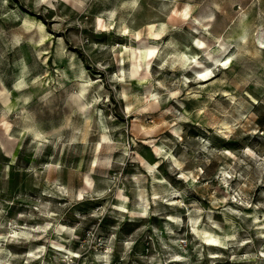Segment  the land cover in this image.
Returning <instances> with one entry per match:
<instances>
[{
    "label": "rangeland",
    "instance_id": "rangeland-1",
    "mask_svg": "<svg viewBox=\"0 0 264 264\" xmlns=\"http://www.w3.org/2000/svg\"><path fill=\"white\" fill-rule=\"evenodd\" d=\"M0 82V264H264V0H0Z\"/></svg>",
    "mask_w": 264,
    "mask_h": 264
},
{
    "label": "bare ground",
    "instance_id": "bare-ground-1",
    "mask_svg": "<svg viewBox=\"0 0 264 264\" xmlns=\"http://www.w3.org/2000/svg\"><path fill=\"white\" fill-rule=\"evenodd\" d=\"M45 1H47V0H45ZM32 25V24H31ZM34 30V29H33ZM39 33H40V35H41V39H43V38H45V33L43 32V31H41V30H39ZM200 43V42H199ZM155 52H156V49L154 48V47H145V48H143V49H141L140 51H139V56H138V58L140 59V60H142V61H144L145 62V64L146 65H148V63H149V59L150 58H152L153 56H154V54H155ZM136 54H135V52L134 53H132L131 54V56L130 57H134ZM137 58V57H136ZM204 78H206V76L204 77ZM204 80H206V79H204ZM1 83V82H0ZM84 92V90H81V93H83ZM10 103V99H9V93L5 90V89H0V106H7V104H9ZM84 108V105L83 104H81V105H79V109L80 110H82ZM5 125V129H7L8 128V126L6 125V124H4ZM119 197V199H122V197L123 196H118ZM59 231V230H58ZM204 234V233H203ZM202 234V235H203ZM206 234V233H205ZM212 234V233H211ZM211 234H210V236H211ZM209 235V234H208ZM204 236V235H203ZM212 237V236H211ZM214 238V237H213ZM208 239V238H207ZM209 240H210V238H209ZM213 241H214V239H212ZM212 242V241H211ZM217 242V241H216ZM213 243V242H212ZM214 243H215V241H214Z\"/></svg>",
    "mask_w": 264,
    "mask_h": 264
},
{
    "label": "snow or ice",
    "instance_id": "snow-or-ice-1",
    "mask_svg": "<svg viewBox=\"0 0 264 264\" xmlns=\"http://www.w3.org/2000/svg\"><path fill=\"white\" fill-rule=\"evenodd\" d=\"M42 2H43V0H42ZM225 65H227V61H225ZM205 75H208V74H204V75H202L200 78H201V79H204Z\"/></svg>",
    "mask_w": 264,
    "mask_h": 264
}]
</instances>
